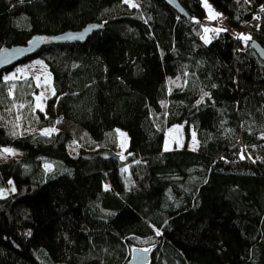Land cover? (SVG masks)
<instances>
[{"label":"trees","instance_id":"trees-1","mask_svg":"<svg viewBox=\"0 0 264 264\" xmlns=\"http://www.w3.org/2000/svg\"><path fill=\"white\" fill-rule=\"evenodd\" d=\"M178 1L189 17L164 0H0V49L43 40L0 70V152L15 148L0 155V264H126L136 247L147 264H264V61L251 44L264 47V0H210L216 19ZM90 25L102 27L82 41L49 38ZM36 57L53 86L43 108L32 76L5 79ZM173 123L194 127L195 148L164 149Z\"/></svg>","mask_w":264,"mask_h":264},{"label":"rangeland","instance_id":"rangeland-1","mask_svg":"<svg viewBox=\"0 0 264 264\" xmlns=\"http://www.w3.org/2000/svg\"><path fill=\"white\" fill-rule=\"evenodd\" d=\"M202 5L206 9L207 16L210 18V12L213 16H218L219 12L214 8L210 0H201ZM208 5V7L205 6ZM203 39L209 41L210 37L208 34H203ZM5 77H12L15 74V78L19 77H28L32 76L37 85V95L35 96V105H41L43 108L45 99L53 93V86L51 82V73L46 65V63L39 57L33 58L30 61L22 62L17 64L13 69L5 73ZM39 77V80H37ZM12 79V80H14ZM39 97V99H37ZM23 105L15 103L10 107L13 109L15 115L12 117L13 122L16 123V126L21 124V114L20 110ZM115 137H116V150L120 153L124 152L125 148L128 145V133L125 129L121 127L115 128ZM198 144V138L194 127L190 124L186 126L184 123H173L168 125L165 129L164 136V149H173L186 146L190 149H193ZM15 149V148H10Z\"/></svg>","mask_w":264,"mask_h":264},{"label":"water","instance_id":"water-1","mask_svg":"<svg viewBox=\"0 0 264 264\" xmlns=\"http://www.w3.org/2000/svg\"><path fill=\"white\" fill-rule=\"evenodd\" d=\"M168 5L173 7L180 14L189 17V14L183 8L178 0H164ZM96 26V27H94ZM99 25H90L80 30H69L51 35L49 38L56 42H71L84 40L92 30ZM43 40L40 36H34L27 43L15 44L0 49V70L10 67L11 65L22 61L28 56L34 54L42 45ZM259 57L264 61V47L257 43H251ZM147 250V251H145ZM150 251L143 248H134L131 251L130 258L126 264H147L149 261Z\"/></svg>","mask_w":264,"mask_h":264},{"label":"snow or ice","instance_id":"snow-or-ice-1","mask_svg":"<svg viewBox=\"0 0 264 264\" xmlns=\"http://www.w3.org/2000/svg\"><path fill=\"white\" fill-rule=\"evenodd\" d=\"M125 3H130V5L132 7H139V5L135 4L133 2V0H125ZM205 6L208 7L207 4H205ZM262 10H264V8H262ZM210 18L211 19H216L217 16L211 15V12H210ZM94 27H96V26H94ZM99 27H102V25H100ZM207 31H209V29H205V32H207ZM212 31H215V32L219 33L220 31H226V29H219V28H217V29H212ZM240 38L243 39V40H245V41L251 39V37L244 36L243 34L240 35ZM206 42H209V41L206 40ZM14 78H15V74H13L12 77H5V79H14ZM37 80H39V77H37ZM205 95H208V94L205 93ZM37 99H39V97ZM37 107H41V105L38 104ZM51 131H54V129L53 130H45L44 134L45 135H48V134H50ZM3 154H12V155H15V152L12 149L5 148V149L2 150V152H0V155H3ZM121 158L123 159V157H121ZM241 158H244V157L241 156ZM48 167H50V166H48ZM9 183H11V181ZM12 191H15V188H13ZM0 195H3V192L2 191H0ZM157 234L159 235V231H157ZM29 235H30V233H29ZM145 251H147V250H145Z\"/></svg>","mask_w":264,"mask_h":264}]
</instances>
